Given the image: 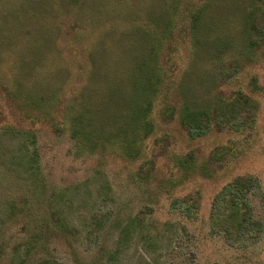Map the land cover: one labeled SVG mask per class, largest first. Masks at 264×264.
Here are the masks:
<instances>
[{
	"label": "rangeland",
	"instance_id": "1",
	"mask_svg": "<svg viewBox=\"0 0 264 264\" xmlns=\"http://www.w3.org/2000/svg\"><path fill=\"white\" fill-rule=\"evenodd\" d=\"M172 1L0 0V264L42 259L51 264H264V230L247 239L231 227L227 237L220 224L212 226L211 215L224 187L247 177L259 187L251 197L254 216L264 219V49L244 41L242 28L252 0H214L204 7V19L219 25L211 26L200 44H176L169 62L175 76L177 68L190 72L184 93L199 106H213L237 91L249 96L253 122L239 129L190 139L175 123L161 124L142 141L141 155L123 161L80 147L66 125H59V116L51 114L47 121L32 118L33 111L31 117L21 113L3 88L15 90L23 83L24 94L49 99L61 87L59 106L81 104L92 99L81 90L88 80L77 77L85 66L96 93L94 108L104 109L96 104L104 102L107 83L94 76L107 69L111 84L125 80L145 45L130 25L166 16ZM253 24L250 40L255 41L264 23L255 16ZM218 149L224 156L209 162ZM188 155L197 163L207 161L211 177L181 180L177 157ZM27 194L35 219L21 215ZM52 213L69 232L45 245L32 244L35 221H47ZM137 214L142 231L112 258L121 225Z\"/></svg>",
	"mask_w": 264,
	"mask_h": 264
},
{
	"label": "trees",
	"instance_id": "2",
	"mask_svg": "<svg viewBox=\"0 0 264 264\" xmlns=\"http://www.w3.org/2000/svg\"><path fill=\"white\" fill-rule=\"evenodd\" d=\"M197 1L173 0L171 10L166 16L151 18L146 24L130 25L135 31L141 32L142 41L145 43L144 50L135 57V65L131 71L127 72L128 75L126 74L127 80L122 82L112 80L111 84L107 69L99 70L94 76L95 79L107 83L104 90V102L96 104L99 108L105 107L102 110L94 108L96 93L92 84H89L92 81L86 77L85 66L80 67L82 72L77 77L79 76L81 81L88 80L81 90L92 94V99L85 100L81 104L69 101L59 106L57 99L62 92L61 87H58L59 89L51 94L49 99L43 93L38 95L34 93L32 94L34 96L24 94L23 83L15 90L4 86L5 93L21 113L24 112L31 117L33 111L34 119L48 121L54 116H59L61 118L59 125L64 127L66 125L67 130L71 132V138L80 147L97 151L102 156L117 157L129 162L141 155L142 141L154 134L161 124L175 123L179 130H184L190 139H194L212 130L221 132L229 127L239 129L246 125L245 121L252 123L254 101L241 91H237L234 97L219 100L213 106H199L196 99L189 98L184 93L183 86L190 72L177 68L180 72L179 76L170 73V53L176 50V44L186 40L193 46L200 44L209 37L211 31L208 29L219 25L217 21L211 23L212 19L209 22L204 19V7L210 8L214 0ZM255 16L261 18L262 24L264 23V0H252L249 3V11L245 13L242 23V28L246 32L244 41L252 47L264 49L263 28L259 30L261 34L258 40H250L251 32L255 28L253 24ZM251 83L253 89H256L255 77L251 79ZM155 106H158V109L154 114ZM29 111L31 112L28 113ZM242 112L244 116L240 119ZM27 135L33 137L31 133ZM224 152V150H216L208 161L219 160L224 156ZM34 155L35 152L32 151V157L28 161L30 164L35 162ZM177 162L181 171V180L195 174L204 177L212 175L207 161L202 160L197 163L191 155L185 158L178 156ZM34 171L30 167V172L35 176ZM35 184L36 182L33 181L34 187ZM258 190L257 183L247 177L236 178L225 186L214 200L211 212L212 226L220 224L221 231L227 237L231 234L229 228L234 227L235 234H241L247 239H257L264 230V219L254 216L251 197L257 194ZM28 196V194L23 196L20 202L21 215L35 219ZM11 209L13 210V206ZM35 222L38 224L36 223L37 226L34 227V236L30 238L34 245L39 244L40 240H42L41 244L45 245L52 239H63L69 232L67 223L55 213H52L47 221L41 219ZM143 226L144 222L139 214L126 219L119 229L111 257L115 258L119 254L120 249L126 245L132 234L137 232L140 234ZM27 252L29 248L26 249ZM36 264L51 263L42 259Z\"/></svg>",
	"mask_w": 264,
	"mask_h": 264
}]
</instances>
